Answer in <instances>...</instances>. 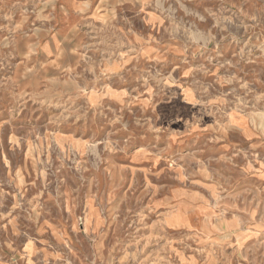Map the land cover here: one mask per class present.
Listing matches in <instances>:
<instances>
[{
  "label": "rangeland",
  "instance_id": "rangeland-1",
  "mask_svg": "<svg viewBox=\"0 0 264 264\" xmlns=\"http://www.w3.org/2000/svg\"><path fill=\"white\" fill-rule=\"evenodd\" d=\"M0 264H264V0H0Z\"/></svg>",
  "mask_w": 264,
  "mask_h": 264
}]
</instances>
